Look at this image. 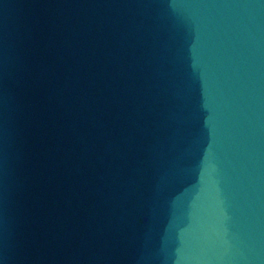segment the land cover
I'll return each mask as SVG.
<instances>
[{
    "label": "water",
    "instance_id": "water-1",
    "mask_svg": "<svg viewBox=\"0 0 264 264\" xmlns=\"http://www.w3.org/2000/svg\"><path fill=\"white\" fill-rule=\"evenodd\" d=\"M0 264H264V0H0Z\"/></svg>",
    "mask_w": 264,
    "mask_h": 264
}]
</instances>
